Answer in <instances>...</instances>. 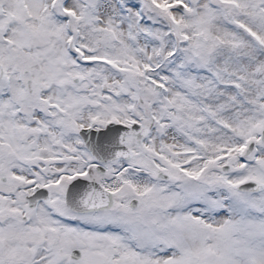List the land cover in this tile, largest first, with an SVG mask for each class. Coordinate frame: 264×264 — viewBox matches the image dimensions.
<instances>
[{"label": "snow or ice", "instance_id": "obj_1", "mask_svg": "<svg viewBox=\"0 0 264 264\" xmlns=\"http://www.w3.org/2000/svg\"><path fill=\"white\" fill-rule=\"evenodd\" d=\"M0 264H264V0H0Z\"/></svg>", "mask_w": 264, "mask_h": 264}]
</instances>
